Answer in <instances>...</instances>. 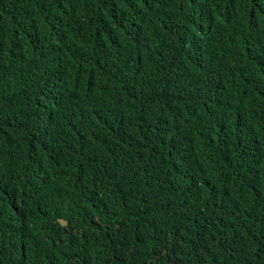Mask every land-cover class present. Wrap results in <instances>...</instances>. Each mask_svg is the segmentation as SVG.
<instances>
[{
	"label": "trees",
	"instance_id": "1",
	"mask_svg": "<svg viewBox=\"0 0 264 264\" xmlns=\"http://www.w3.org/2000/svg\"><path fill=\"white\" fill-rule=\"evenodd\" d=\"M0 264H264V0H0Z\"/></svg>",
	"mask_w": 264,
	"mask_h": 264
},
{
	"label": "clouds",
	"instance_id": "2",
	"mask_svg": "<svg viewBox=\"0 0 264 264\" xmlns=\"http://www.w3.org/2000/svg\"><path fill=\"white\" fill-rule=\"evenodd\" d=\"M72 186H69L68 188H71ZM57 219L61 222V223H65L66 222V219L62 216H58ZM60 219H63L64 222H62Z\"/></svg>",
	"mask_w": 264,
	"mask_h": 264
},
{
	"label": "water",
	"instance_id": "3",
	"mask_svg": "<svg viewBox=\"0 0 264 264\" xmlns=\"http://www.w3.org/2000/svg\"><path fill=\"white\" fill-rule=\"evenodd\" d=\"M62 222H64V220L63 219H60Z\"/></svg>",
	"mask_w": 264,
	"mask_h": 264
}]
</instances>
